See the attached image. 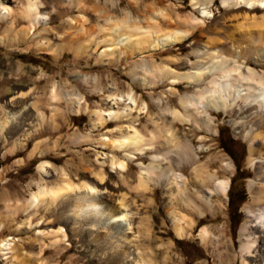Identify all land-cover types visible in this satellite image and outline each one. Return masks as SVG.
<instances>
[{
	"label": "rangeland",
	"instance_id": "1",
	"mask_svg": "<svg viewBox=\"0 0 264 264\" xmlns=\"http://www.w3.org/2000/svg\"><path fill=\"white\" fill-rule=\"evenodd\" d=\"M46 1L52 5L67 3V0ZM73 1V12L48 25L49 33L42 26L30 41L20 42L30 25L26 22L12 26L11 20L28 0H0V15L3 4L16 12L9 17L0 16V122L8 120L0 134V242L10 238L20 240L17 244H21L22 250L16 252L18 259L12 256L8 263L0 256V264H76L78 258L84 259L79 264L90 259L102 264L100 259L115 256L130 263L134 256L125 257L127 252L136 251V246L128 244L123 234L137 239L140 252L151 264H264L262 238L250 255L241 250L242 229L250 220L249 213L260 207L254 197L263 183L258 177L260 163L251 162V146L256 149L254 157L256 152H264L263 139L256 138L264 130V114L246 118L247 106L239 101L230 112L209 111L213 120L209 128L203 121L196 124L187 117L181 101L196 89L188 90L186 84L173 85V77L162 73L169 66L179 74L193 71L188 61L197 60L194 54L197 45L205 44L209 37L219 38L218 34L224 38L225 30L228 34L233 32L232 38L238 43L245 41L242 30L236 32L238 22L231 17L232 12L224 8L223 0H214L211 18H205L193 0ZM225 17H230L226 20L228 30L218 25L225 22ZM84 19L86 24L82 26ZM69 20L77 23L74 29L64 24ZM112 25H129L120 31L122 44H113L109 31L100 33L102 28ZM134 26L158 27L161 36L188 33V39L167 50L150 51L152 38L144 40ZM91 28L94 30L89 34ZM253 29L251 36L256 38L257 29ZM41 32V37L32 40ZM105 38L112 46L101 43ZM41 39L48 41L46 53L37 46ZM261 60L258 63L251 55L248 65L264 75V59ZM136 77L146 84H138ZM54 86L60 95L72 93L75 102L81 98L83 106L90 111H108L112 105L108 101L110 94L134 91L140 104L149 105V113L139 115L137 127L144 135L143 144L151 149L138 155L139 160H127L126 172L114 171L109 158L105 167L108 180L105 185L99 184L93 172L99 169L96 159L101 153L126 160L125 152L105 151L102 138L115 140L119 133L110 130L130 123L111 121L104 128H94L91 112L78 111V104L69 105L64 99H51ZM20 93H27V97H21ZM13 98H16L14 107L9 106ZM174 111L179 112V117H175ZM8 115L11 118L7 119ZM202 116L208 118L205 111ZM188 148L196 158L195 165L204 168L205 176L216 174L219 180L231 179L226 196L216 192L210 195L208 192L216 191L213 184L205 188L202 197L207 207L202 213L188 209L171 196V189L176 187L196 190V166L187 158ZM156 155L161 156L157 162L153 160ZM46 161L52 166L48 168L49 176L44 177L39 167ZM140 162L159 166L147 186L142 187L138 184ZM227 164L233 170L228 171ZM63 171L76 182L86 180L100 187L102 193L106 191L103 207L108 211L119 207L117 201L124 197L128 217L123 224L130 225L102 226L103 220L93 230L83 223L75 226L66 206L70 199H59L49 207L45 202L32 208L30 199L39 190V184L60 183ZM176 175L183 176L187 183L180 179L173 183ZM173 211L181 218V225H191L183 238L176 233ZM127 226L132 229L128 230ZM61 228L65 237L55 235ZM252 235L260 234L252 230ZM83 237L86 242L81 243ZM58 239L61 244H57Z\"/></svg>",
	"mask_w": 264,
	"mask_h": 264
},
{
	"label": "bare ground",
	"instance_id": "2",
	"mask_svg": "<svg viewBox=\"0 0 264 264\" xmlns=\"http://www.w3.org/2000/svg\"><path fill=\"white\" fill-rule=\"evenodd\" d=\"M73 2L75 1L67 0V3L65 5L62 2L61 3L57 2L55 4L53 3L52 5V3L46 0H28L26 6L21 10V12L20 11L17 12L18 15L15 14L16 12L11 7H9L6 4H3L2 5L3 13L1 15H3V17H9L15 14L14 18L11 20L12 26L15 25L16 27H18L22 23H26V22L29 23L30 29L27 31L25 37L23 36L24 38H22L20 41V42H26V41H30L32 36L36 33V30L38 29L40 30L42 26L46 27L44 28L43 31H47L49 33L51 30L47 28L48 25L49 26L52 25V23L56 20L59 19L62 20L68 13L73 12V8H72L74 5ZM213 2L214 0H193V4L196 5L197 9L199 8L201 10L205 18L213 17L210 8ZM222 2L224 8L227 11L232 12L231 17L235 18V21L237 20L238 22L237 26L235 25L237 30L236 29L233 30L234 31L236 30V32L238 30H242L241 37L242 39L244 37L245 41H243L242 43L241 42L238 43L237 41H235V39L232 38V36L234 37L233 32L232 34H228L226 30L224 32L222 30V32L224 33V38H220V34H218L219 38L215 36L209 37V40L205 44L201 45L200 42L197 45V49L195 50L194 53L196 55L197 60L193 61L192 59H189L190 61H188L190 62V65L193 66L192 67L193 71H190L189 73H185V74H179L175 72V70L170 66L169 68L165 67V69L162 70V73L166 72L167 75H171L173 77L171 81L173 85L186 84V88L188 90L196 89L195 93L184 96V98H181V101L183 107L187 112V117L193 119L196 124L200 123V121H203L204 125L208 128L213 123L209 111H216V112L223 111L227 113L230 112L234 104L239 101H241L247 106L245 113L246 118H253V117L258 118L259 116L262 115V113L264 114V75L248 65V61L251 55L255 56L257 62L262 61L261 59H264V0H223ZM43 9L46 10L47 12L44 11L45 13H43L42 12ZM226 16L228 17V15ZM227 17H225L226 19L224 18L225 22H223L222 24L218 23V25L223 26V27L221 26V29L223 28L225 29V26L228 24L226 23V20L229 19L230 17L229 18ZM84 20H82V24H81L82 26L86 24V19ZM233 21L234 20H232V23ZM64 24H67L70 26V28L74 29L77 23L74 22V20L71 21L69 20ZM124 28H129V25L126 26L122 25L120 27L113 26L111 28L104 27L102 28V31L100 33H104V32L106 33L107 31H109L110 34L113 36L111 40L113 44L121 43L123 39V35L121 34L120 31L121 29ZM133 28L134 30L138 31V33L143 37L144 40L148 41L149 38H152V41L151 42L149 41L150 45L148 46V49L150 51H155L158 49L167 50L168 47L175 46L179 43H183L186 39H188V35H187L188 33L182 34L176 32L161 36L158 35L161 30L160 29L158 31V27H147L144 29V27L142 26H134ZM232 28L233 26L231 27V29ZM253 28L257 29L256 38L255 37L253 38L251 36V32ZM93 30L94 28L88 30L89 34L93 33L92 32ZM118 32L119 34H117ZM219 33H221V30L219 31ZM41 35L42 32L38 33L36 37L33 38L32 40H36L37 38L41 37ZM222 39H224L225 42H222L223 41ZM101 43L103 44L105 43L108 46H112L110 40L107 38H105V40H103ZM243 43H245L246 46H243ZM37 46L41 52L46 53L48 50L46 49V47L48 46V41L41 39L38 41ZM109 50L112 49L110 48ZM209 63H211V66H206ZM158 70H161V68H159ZM136 80L137 83L140 85L146 84L143 80L137 77ZM146 86L151 87L148 85ZM57 89L56 86L52 88L51 99L54 101L57 99L58 100L64 99L69 105L75 106V104H78L76 105L79 108L78 111L83 110V111L91 112L94 128L97 129L104 128L111 121H116V122L126 121L130 123L125 126L124 125L117 126L116 128L110 130L112 132L119 133L118 137L115 140H112L109 137L102 138L103 141L102 147L105 149V151L106 149H113V151L125 152L126 160H119L116 155L109 154L107 152L101 153V155H99L96 159L99 164V169L97 171H95L96 170L95 169L94 172L92 170L93 175L95 176L94 178L97 180L99 184L105 185V180H108L106 179L105 167L108 165L107 160L109 158H110V165L114 171L120 170L126 172V170L128 169L127 160L128 161L139 160L138 155H143L146 150L151 149L150 147H146V145L143 144L144 135L137 127L139 125L137 124L139 115L148 114L149 105L147 102H142V104H140L134 91H130L125 95H119L115 93L110 94L108 96V101L112 103V105L108 111H104L102 109H96L94 111H90L87 107L83 106L84 101H82L81 98H79L78 101L75 102V96H73L72 93L65 92L63 94L61 93L62 95H60L57 92ZM20 96L27 97V93L25 94L20 93ZM15 99L16 98H13L10 101L11 103L9 104V106L12 107L15 106L16 102L13 103V100ZM121 105H123V107H121ZM2 108L5 109L6 107L2 106ZM203 111H205V113L207 114L208 116L207 119H202ZM173 114L176 117V115L178 116L179 112L174 111ZM9 118L11 117H9L8 115L7 119ZM152 121L155 125L158 124L153 119ZM7 122L8 120H4V122H0V134L3 133ZM257 137H261L264 143V130L259 131L256 134V138ZM255 150H256L255 147L252 145L251 162L254 164L260 163L258 177L261 179L263 184L262 187H260V189L257 191L256 197H254L255 201L260 203V207L257 211H253L249 213L250 220L245 224V226L242 229L243 240H242L241 250L249 255L251 254L253 248L256 246L259 239L262 238V240H264V152L263 151L261 153L256 152L257 157H254ZM185 152L188 160L195 165L196 158L193 155H191L189 148L186 149ZM160 158L161 156L156 155L153 157V160L157 162ZM50 166L52 165L50 164V162L47 161L43 162L40 165L39 169L44 177L49 176L50 173L48 168ZM139 167L141 171L139 173L138 184L141 187L147 186V184L151 180L152 173H155L159 166L157 167L155 164H150L147 166L144 163L140 162ZM198 167L199 166H196L194 168L196 171V172L194 171V173H196L195 175L197 181L196 190H189V189L187 190L183 188L179 189L176 187L174 189H171V196L178 199L177 200L178 203L184 204V206L187 207L188 209L202 213L203 208L207 207V202L202 197V193L205 191V188L213 184L216 187V191L208 192L210 195H213L216 192L217 194L226 196L231 188V179L229 178L227 180L222 181L219 180L216 174H209L205 176L204 168L202 169ZM227 167H228L227 168L228 171H230V169L233 168L232 165L230 164L229 165L227 164ZM61 174L62 175H61L60 183H56L54 185H50L47 182L39 184V190L32 193V197L30 199V206L32 208H38L39 206H41V204H44L45 202H48V207H49L59 199H66V200L70 199L69 202L66 203L67 204L66 206L68 209L67 211H69L70 213L69 215L72 221L74 222L75 226L78 223H83V225L88 226L89 230H93V228H95L97 225H101L103 220L104 223H102V226L116 225L117 227H120L121 225H130L128 224V222L123 224L124 222L127 221V217H128V213L125 211V209L127 208V205L125 203L127 201L125 202L124 197L117 201L119 207H114V208L112 207L113 210L111 209L108 211L107 210L108 208H105V206L103 207V202H104L103 194H105L106 191L102 193L101 189H99L100 187L86 180L82 182H76L74 181V179H72L69 176V174H67L64 171ZM122 176L124 179L125 176L124 175ZM182 177L183 176L180 175H178L177 177L176 175L173 183L177 184V182L180 179V181H183V183L186 184L187 180L182 179ZM174 205L176 206V204ZM172 214H171L172 221L175 225L176 233L178 237L183 238L187 233L188 227H190L191 225L189 223H186L187 225H181L182 220L181 218H178L177 213L173 211ZM74 227L72 229H74ZM101 228L102 227L97 229L100 230ZM127 229L131 230L132 228L130 229L127 226ZM252 230H257L260 235L253 236ZM64 232H65L64 228H61V230L56 232L55 235L62 234L65 237ZM123 236L125 237V241L128 244H131L132 247L136 246L135 249L136 251L127 252V257H125V258H129L133 255L134 257L131 258L132 259L131 262L128 263L125 261V259L121 258L120 256H115L111 259L110 258L105 260L100 259L101 263L102 264H151V260H149L143 253L140 252L139 245L137 244V239L132 235L127 236L123 234ZM119 238L121 239V237ZM99 240L101 242V239ZM19 241L20 240H14L13 238H10V239L2 240L0 242V256L4 261H6V263H8L9 259L12 256L14 257V259L17 258L16 252L17 254L22 253L20 247L21 244H17V242ZM80 241L81 243L86 242L85 237H83ZM56 242L57 244H61L59 239L56 240ZM102 245L103 244H101V247ZM137 251L138 253H135ZM83 260L84 259L78 258L76 259L77 262L75 261V263L79 264V262L81 261L84 262ZM95 261H96L95 259H90L89 261H87V263L84 264H95ZM37 264H42V263L39 262Z\"/></svg>",
	"mask_w": 264,
	"mask_h": 264
}]
</instances>
